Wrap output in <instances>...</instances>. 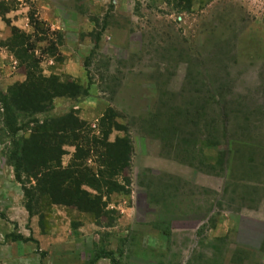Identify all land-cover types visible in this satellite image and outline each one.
<instances>
[{"label": "rangeland", "instance_id": "rangeland-1", "mask_svg": "<svg viewBox=\"0 0 264 264\" xmlns=\"http://www.w3.org/2000/svg\"><path fill=\"white\" fill-rule=\"evenodd\" d=\"M12 28L31 37L33 72L87 90L44 116L72 111L100 138L111 110L125 131L108 141L128 136L132 155L110 227L43 206L42 230L0 125V264H111L94 261L101 241L120 264H264V0H0V91L26 79Z\"/></svg>", "mask_w": 264, "mask_h": 264}, {"label": "trees", "instance_id": "trees-1", "mask_svg": "<svg viewBox=\"0 0 264 264\" xmlns=\"http://www.w3.org/2000/svg\"><path fill=\"white\" fill-rule=\"evenodd\" d=\"M33 30L44 34L38 22H34ZM9 44L15 58L24 66L26 79L0 91V125L9 139L6 161L13 169L15 182L21 186L28 217L37 215L39 227L45 230L42 207L63 206L92 214L98 225L104 220L106 227H110L113 218L109 215L115 211L106 209L105 199L123 189L117 184L119 177L127 182L132 147L128 136L113 142L108 137L112 128L118 131L125 128L114 122L116 114L111 110L98 122L102 130L100 138H89L87 125L72 111L45 117L53 109L55 99H76L86 96L87 90L76 82H61L56 76L43 77L33 72L37 67L30 55L34 45L29 35L12 28ZM55 50L51 44L48 51ZM221 120L226 128L227 119L221 115ZM215 142L214 146L220 145ZM66 147L74 151L64 166ZM90 154L96 157V169L85 165ZM222 160L219 158V163ZM6 238L10 242L32 241L14 234ZM99 259L120 264L102 241L94 249V261Z\"/></svg>", "mask_w": 264, "mask_h": 264}]
</instances>
